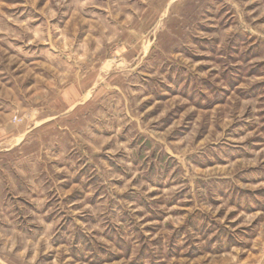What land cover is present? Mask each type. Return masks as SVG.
Segmentation results:
<instances>
[{"label":"rangeland","instance_id":"rangeland-1","mask_svg":"<svg viewBox=\"0 0 264 264\" xmlns=\"http://www.w3.org/2000/svg\"><path fill=\"white\" fill-rule=\"evenodd\" d=\"M0 264H264V0H0Z\"/></svg>","mask_w":264,"mask_h":264}]
</instances>
